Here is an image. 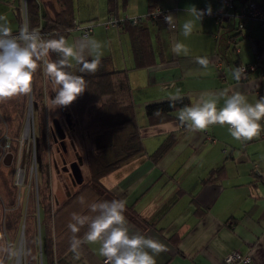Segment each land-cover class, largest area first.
Returning <instances> with one entry per match:
<instances>
[{
  "label": "crops",
  "instance_id": "1",
  "mask_svg": "<svg viewBox=\"0 0 264 264\" xmlns=\"http://www.w3.org/2000/svg\"><path fill=\"white\" fill-rule=\"evenodd\" d=\"M71 3L76 25H92L87 36L100 41L102 56L110 55L113 67L125 69L128 76L145 154L133 156L111 171L103 184L115 200L125 202L130 233L164 245L165 250L155 255L156 264H226L225 257L232 250L248 254L251 260L247 264H264V130L250 141H237L227 125H212L204 131L186 127L168 151L153 161L147 154L168 132L180 130L181 124L173 119L150 125L145 112L147 103L169 99L177 90L190 99V106L202 96L206 99L207 94L225 89L228 95H245L253 104L264 97V26L248 19L238 28L232 16L219 20L213 12L221 0H115L117 16L146 15L151 5L173 16L171 26L165 19L141 21L150 26L157 62L135 67L127 32L105 27L111 16L107 0H84L87 10L81 19L76 15L75 1ZM209 4L212 14L204 15L201 21L187 13L189 6L206 10ZM22 9L23 0H0V16L13 31L23 23ZM190 19L194 29L185 37L182 26ZM81 37L82 30L75 27L66 41L72 44ZM177 42L189 49V55L173 52ZM197 56L208 58L207 69L196 62ZM255 59L256 70L236 80L233 69ZM217 61H221V69ZM223 102L221 98L218 107ZM179 110L174 111L177 118ZM260 123L264 128V120ZM217 167L219 171H213ZM210 176L213 180H208ZM131 209L145 226L134 221ZM99 247V243L82 238L77 251L70 248L64 256L69 264H104Z\"/></svg>",
  "mask_w": 264,
  "mask_h": 264
},
{
  "label": "trees",
  "instance_id": "2",
  "mask_svg": "<svg viewBox=\"0 0 264 264\" xmlns=\"http://www.w3.org/2000/svg\"><path fill=\"white\" fill-rule=\"evenodd\" d=\"M107 4L108 13L117 16L115 0H107ZM25 6L30 28L39 30L45 39H58L60 36L66 39L77 24L73 15L71 0H25ZM154 7L156 6L151 5L150 10ZM160 9L163 12L162 16L146 17L145 19H165L167 11L163 8ZM15 13L21 21L20 13L17 11ZM121 28L129 35L134 66L146 67L155 64L157 61L151 43L150 26L141 22L133 24L129 21ZM46 59L56 61L60 59V55L50 52ZM79 68L80 65L75 62L67 70L74 75L84 77L86 90L71 105L61 106V108L70 114L71 127H79L84 132L83 141L87 143V146L83 158H85L88 173L87 178L83 179L81 184H76V188L67 194L65 200L55 206H51L49 189L46 185L47 166L43 156L47 148L45 149V146L41 145L40 138L44 132L45 124L42 111L44 101H42L41 90L43 81L51 84L52 82L44 72L42 61L39 62L33 76L31 103L33 122L34 116L36 117L35 133L37 134V139L34 141V152L36 151L38 156L35 166L38 167V185L42 188V193L39 195L37 186V190L35 191L34 188V193H32L34 222L30 220V227L25 229L26 231L24 230L25 264H69L64 255L71 248L70 241L73 233L68 225L74 223L72 214L93 216L95 214L90 211L91 204L115 200L111 189L103 184V179L133 156L145 154L135 119L126 70L115 69L110 55L101 57L100 66L94 73H81ZM245 74L247 73L242 75ZM27 97L28 95H21L20 98L17 121H14L17 135L11 134L14 130L11 133L5 131L1 125L3 121L0 120V137H8L10 134L12 136V141L10 142L9 139L7 146V151L12 155V163L16 161L19 143L17 139L20 137V129L26 119ZM182 97V100L175 103V107H170L169 99L147 103L145 112L148 124L154 125L173 119L178 120L174 111L191 105L188 97ZM4 102H0V105H4ZM7 121L9 123L10 119ZM185 128L186 125L181 124L180 130L168 132L155 150L147 154L148 158L153 161L159 160L176 142ZM208 138L212 139L213 137L208 135ZM30 160L31 152L28 155V164ZM219 169L220 167H217L213 171L218 172ZM208 180H213V178L210 176ZM81 198H83V203L80 202ZM130 211L137 224L146 225L132 209ZM87 230V225H85L75 235L82 239ZM27 231L30 232L27 234ZM5 240L8 244L7 250L13 242L8 236Z\"/></svg>",
  "mask_w": 264,
  "mask_h": 264
},
{
  "label": "clouds",
  "instance_id": "3",
  "mask_svg": "<svg viewBox=\"0 0 264 264\" xmlns=\"http://www.w3.org/2000/svg\"><path fill=\"white\" fill-rule=\"evenodd\" d=\"M25 0H23L24 4ZM26 7V6H25ZM187 13L201 21L204 15H211L209 4L206 10H198L195 5L187 8ZM173 16H165V21L171 26ZM183 35H191L194 21L184 22ZM102 43L95 38L84 36L69 44L63 36L58 39H45L39 30L30 28L25 18L18 35H13L7 19L0 16V102L19 95H28L32 91L33 76L39 62H43L44 72L50 78L56 95L52 104L56 108L71 105L86 90L83 76L74 75L67 69L72 67L70 61L80 65L81 73H94L98 70L102 52ZM176 55H189V49L177 42L173 46ZM50 52L60 55V59H46ZM92 57V59H88ZM196 62L207 69V57L197 56ZM241 67L233 69V76L239 80L244 73ZM192 106H185L178 112V120L192 131H204L212 125H227L230 135L237 141H250L258 137L264 130L261 120H264V97L254 104L246 96L234 92L228 95L225 89L219 93L207 94ZM224 98L223 106L218 102ZM180 91L169 97L170 107H175L182 100ZM83 203V198H81ZM123 200L102 201L90 205L91 213L95 215L72 214L74 223L68 225L73 237L70 247L76 252L81 239L75 234L87 225L83 240L88 243H99V254L105 258L104 264H156L155 255L165 250L158 240L145 237L142 234H131L124 215ZM78 258V255L77 257Z\"/></svg>",
  "mask_w": 264,
  "mask_h": 264
},
{
  "label": "rangeland",
  "instance_id": "4",
  "mask_svg": "<svg viewBox=\"0 0 264 264\" xmlns=\"http://www.w3.org/2000/svg\"><path fill=\"white\" fill-rule=\"evenodd\" d=\"M74 1L77 10L76 15H79L81 19L83 18V12L87 10L84 7V0ZM137 16L142 17L144 15ZM83 23H87V21H83ZM56 90L58 88L54 90L53 84L43 81L41 96L43 97L42 101H44L42 111L45 124L44 132L40 135V138L41 145L45 146V149L47 148L43 157L47 166L46 185L47 189H49L51 206L63 202L67 194L76 188L69 174L61 169L60 155L64 151L59 142L54 141L50 131L52 118L58 119L61 127L66 128L61 107L56 108L51 102L55 98ZM20 98L21 95L12 97L5 100L4 105H0V120L3 121L1 125L9 133L14 130L11 133L12 135H17L14 121H17ZM30 101H32L31 93L27 97L26 122L24 121L20 129V137L17 139L19 141L18 152L16 161L13 163L11 161L12 155L7 151V142L0 139V264H25L24 230L30 227V220L34 222V199H32V193H34V188L35 191L39 190V195L42 193V188L38 185V167L35 166L36 158L38 157L37 152H34V141L37 139V134L35 133L36 117L34 116L33 122L32 108L28 111ZM8 119H10L9 123ZM11 134L8 136L7 141L9 139L10 142L12 141ZM83 138L84 132L79 127L75 126L72 128L64 138L66 145L64 157L69 161L71 159L76 160V153L82 156L81 172L85 179L87 178L88 169L83 156L86 153L87 143L83 141ZM29 152H31V160L28 164ZM7 154L11 155L8 165L4 162ZM20 160L23 161L22 168L19 166ZM28 232L30 231L26 233L28 234ZM7 236L12 240L13 244L6 250L8 244H6L5 238Z\"/></svg>",
  "mask_w": 264,
  "mask_h": 264
},
{
  "label": "built area",
  "instance_id": "5",
  "mask_svg": "<svg viewBox=\"0 0 264 264\" xmlns=\"http://www.w3.org/2000/svg\"><path fill=\"white\" fill-rule=\"evenodd\" d=\"M214 15H216L219 20H222L223 18L227 17H234L237 19V27L242 28L243 27V21L245 20H252L258 22L260 25L264 26V0H221L220 5L217 7V9L213 12ZM163 15L162 10L159 7H154L152 10H149V12L144 16H113L111 15L106 21H105V27L109 26H115L121 28L126 22H131L133 24L141 22L146 17L155 18L160 17ZM22 18L23 22L26 16V7L25 2L23 4L22 9ZM78 29L82 30V35L87 36L90 34L92 30V25L88 24L86 26H80L76 25ZM19 31L13 32V35H18ZM258 65L257 59H255L253 62L248 64H239L238 67H241L244 69V73L253 72L256 70ZM217 68L221 69L222 64L221 61L216 62ZM0 139L7 142L8 146V137H0ZM211 141L214 140V138L210 139ZM105 258L103 257V261ZM251 260V257L248 254H242L239 250H232L229 252V254L225 257L226 264H232V263H243L247 264Z\"/></svg>",
  "mask_w": 264,
  "mask_h": 264
},
{
  "label": "water",
  "instance_id": "6",
  "mask_svg": "<svg viewBox=\"0 0 264 264\" xmlns=\"http://www.w3.org/2000/svg\"><path fill=\"white\" fill-rule=\"evenodd\" d=\"M31 105H32V103L30 101V104L28 106V111L31 110V108H32ZM64 117L66 119L67 125L69 127H71L72 122H71V119H70V114L68 112H65ZM53 122H54V125H55L56 130H57V135H58V137L60 139L59 144H60L61 148L63 149V151L65 152L66 151V145L64 143L65 134L63 132V128L60 126V123H59L58 119L54 118ZM54 138L57 139L56 136ZM10 156H11L10 154H7V156H6L5 160H4L6 165H8L10 163ZM22 163H23V161L20 160V163H19L20 168L23 167ZM81 164H82V156H80V155H79V157L76 160L72 161L69 164L71 180H72V183L75 184V185L76 184H81L83 182V179H84L83 178V174L81 172ZM65 168L68 169V167H65Z\"/></svg>",
  "mask_w": 264,
  "mask_h": 264
},
{
  "label": "flooded vegetation",
  "instance_id": "7",
  "mask_svg": "<svg viewBox=\"0 0 264 264\" xmlns=\"http://www.w3.org/2000/svg\"><path fill=\"white\" fill-rule=\"evenodd\" d=\"M61 112H62V114H63V118H64L65 123H66V128L63 127V128H64V129H63V132H64V134H65V136H66V134L71 130L72 127H69V126L67 125L66 119H65V117H64V114H65V112H66L65 109H62V108H61ZM53 120H54V118H52V120H51V126H50L51 135H52V137H53V139H54L55 142H59L60 139H59V137H58V135H57V130H56V127H55V125H54ZM60 126H61V125H60ZM64 130H65V131H64ZM55 136H56L57 139L54 138ZM64 156H65V155H64V152H62L61 155H60V159H61V169H62L64 172L68 173L69 176L71 177V175H70V170H69V164H70L72 161H74V159H71V160L67 161V160L65 159ZM78 157H79V155L76 153V154H75V158L77 159ZM82 162H83V159H82ZM67 165H68V166H67ZM65 167H68V169L65 168ZM71 181H72V180H71Z\"/></svg>",
  "mask_w": 264,
  "mask_h": 264
}]
</instances>
